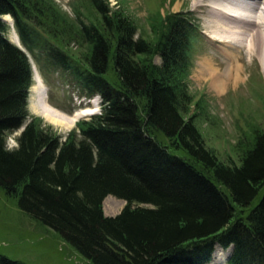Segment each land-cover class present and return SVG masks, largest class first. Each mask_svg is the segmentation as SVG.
<instances>
[{
    "label": "trees",
    "instance_id": "obj_1",
    "mask_svg": "<svg viewBox=\"0 0 264 264\" xmlns=\"http://www.w3.org/2000/svg\"><path fill=\"white\" fill-rule=\"evenodd\" d=\"M91 1L102 23L81 24L91 45L81 64L35 27L45 0H0V191L92 264H210L218 245L232 250L227 264H264V132L240 165L226 164L183 116L197 25L183 12L160 16L148 41L107 0ZM5 15L43 77L71 74L102 97L101 113L67 135L30 115L33 68ZM109 195L126 203L115 216L104 211ZM0 264L29 263L2 254Z\"/></svg>",
    "mask_w": 264,
    "mask_h": 264
},
{
    "label": "rangeland",
    "instance_id": "obj_2",
    "mask_svg": "<svg viewBox=\"0 0 264 264\" xmlns=\"http://www.w3.org/2000/svg\"><path fill=\"white\" fill-rule=\"evenodd\" d=\"M107 1L114 12H119L132 21L137 37L148 41H155L159 36L157 30L160 16L164 18L174 12H183L194 21L197 35L193 36L191 66L186 77L191 102L189 111L183 112V116L193 119L206 146L220 160L226 164L240 165L255 133L264 132V70L260 60L244 51H235L232 57L227 54L223 49L226 46L228 50V43L223 41L228 38H224L225 32L221 31L223 24L222 27L219 26V21L210 17L209 7L195 6L200 0ZM41 8L44 17L40 18L42 23L35 27L48 41L58 45L81 64L86 63L91 45L82 36L81 24L101 26L102 23V17L92 1L45 0ZM11 27L7 35L15 41L16 35L13 33L12 38ZM215 34H219L222 42L215 41ZM29 55L34 67L38 69L33 55L30 52ZM155 63H161L160 57L155 58ZM38 71L34 74L33 87ZM45 74L46 79L42 80L47 96L54 106L69 114L81 107H92L90 98L81 92L71 74L53 69H45ZM229 74L231 77L228 78ZM219 76L223 82L222 88L217 89L212 80ZM109 78L114 82L117 80L113 71L109 73ZM32 86L28 111L30 115L42 118L36 111V94ZM96 107L94 114L101 111L100 102ZM92 115L84 116L69 128L44 120L52 124L59 133L67 135L74 130L78 131ZM19 133L20 130L16 134ZM158 135L160 140L169 142L162 134ZM125 204L124 200L116 199L107 203V206L104 203V211L109 216H115ZM215 251L217 252H214L211 264H227L231 250L222 249L218 245ZM2 254L29 264H92L66 243L60 233L26 214L19 207L17 198L5 191H0V255ZM215 254H218V258L214 257Z\"/></svg>",
    "mask_w": 264,
    "mask_h": 264
},
{
    "label": "bare ground",
    "instance_id": "obj_3",
    "mask_svg": "<svg viewBox=\"0 0 264 264\" xmlns=\"http://www.w3.org/2000/svg\"><path fill=\"white\" fill-rule=\"evenodd\" d=\"M204 5L209 7L210 17L212 19H217L219 21V26L222 27L223 24L221 31L225 32L224 38H228L223 40L225 43H228V50L225 48L226 46L223 49L227 54H231L232 57L235 51H244L252 55V57L256 56L260 60L259 63L264 70V0H200L199 3L195 4L197 8ZM11 17L9 15L5 16V19L9 20L12 26V38L13 33L16 35L15 41L14 39H12V41L21 45L19 36L12 24ZM214 37L215 41L222 42L219 40L221 39L219 34H215ZM208 69H210V67H208ZM35 71H38L36 66L34 67V74ZM229 75L228 78L231 77V75ZM34 81L35 85L34 87L32 86V89L34 88L36 94V111L53 124L69 128L73 124L75 125L79 119L97 111L96 102L94 101L91 105L92 107L85 106V108H79L80 110H75L71 114L65 113L48 102L49 98L39 71ZM222 82L223 79H221V76L212 80L213 86L217 89L222 88ZM107 198L104 200L106 206L107 203L113 202V200H122L114 196H108ZM106 206L105 209L107 210ZM114 208H116V206ZM229 249L231 250V248ZM216 252L217 251H215V253ZM214 257L218 258V254H215Z\"/></svg>",
    "mask_w": 264,
    "mask_h": 264
}]
</instances>
